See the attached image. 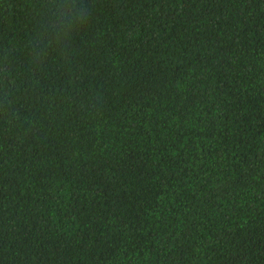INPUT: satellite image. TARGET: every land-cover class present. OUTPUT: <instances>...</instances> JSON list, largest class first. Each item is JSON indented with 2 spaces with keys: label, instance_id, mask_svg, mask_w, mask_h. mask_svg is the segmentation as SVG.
Returning a JSON list of instances; mask_svg holds the SVG:
<instances>
[{
  "label": "trees",
  "instance_id": "obj_1",
  "mask_svg": "<svg viewBox=\"0 0 264 264\" xmlns=\"http://www.w3.org/2000/svg\"><path fill=\"white\" fill-rule=\"evenodd\" d=\"M0 264H264V0H0Z\"/></svg>",
  "mask_w": 264,
  "mask_h": 264
}]
</instances>
